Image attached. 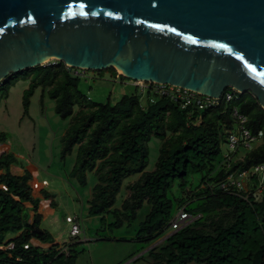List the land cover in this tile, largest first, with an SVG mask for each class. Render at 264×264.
I'll use <instances>...</instances> for the list:
<instances>
[{
    "label": "trees",
    "instance_id": "1",
    "mask_svg": "<svg viewBox=\"0 0 264 264\" xmlns=\"http://www.w3.org/2000/svg\"><path fill=\"white\" fill-rule=\"evenodd\" d=\"M107 71L121 82L127 80L117 77L113 69ZM102 72L96 73L101 76ZM80 78L52 61L10 75L0 85V97L5 98L17 80L29 81L23 92L25 114L30 98L40 88V103L46 92L54 101L56 115L70 119L60 139V158L77 147L70 177L85 187L86 174L95 175L98 183L87 201V216L103 222L98 231L130 226L145 205L134 238L144 250L165 234L176 213L183 210L192 221L147 250L146 264H264V192L248 194L245 199L247 193L220 188L229 174L264 163V110L256 99L249 93H235L230 103L220 101L216 107L181 108L169 96L154 94L151 89L141 92L128 80L134 88L132 94L123 95L114 104H96L80 91ZM143 93L144 104L140 100ZM75 106L78 111L74 114ZM233 109L246 117L245 128L252 135L261 132L262 137L259 145L235 155L225 169L224 155L222 161L217 158L221 144L234 130ZM151 137L161 144L154 170L145 172ZM4 143L1 134L0 144ZM11 164V156L0 157V171H5L0 173V264H74L79 252L71 244L66 245V254H59L56 247L42 250L31 245L32 239L44 243L52 239L39 229L37 200L28 177L11 175ZM134 175L139 178L125 187L126 198L120 208H114L123 181ZM194 177L199 181L192 189L188 184ZM254 184L256 181L250 184L253 189ZM175 187L179 196L173 193ZM26 204L31 206L32 217ZM105 216L111 222H106ZM10 242L14 249L5 251L3 247Z\"/></svg>",
    "mask_w": 264,
    "mask_h": 264
},
{
    "label": "water",
    "instance_id": "2",
    "mask_svg": "<svg viewBox=\"0 0 264 264\" xmlns=\"http://www.w3.org/2000/svg\"><path fill=\"white\" fill-rule=\"evenodd\" d=\"M51 61L264 110V0H0V85Z\"/></svg>",
    "mask_w": 264,
    "mask_h": 264
},
{
    "label": "rangeland",
    "instance_id": "3",
    "mask_svg": "<svg viewBox=\"0 0 264 264\" xmlns=\"http://www.w3.org/2000/svg\"><path fill=\"white\" fill-rule=\"evenodd\" d=\"M116 74L119 75V72ZM84 75L80 78L79 89L92 103L109 102L114 104L123 95L134 92V88L128 80L121 82L108 71L102 72L101 76L93 71H86ZM29 84V81L19 79L10 85L5 98L0 97V135L3 134L4 145L10 146L14 152L11 155L14 162L12 161L9 172L16 176H27L31 180L30 185L34 197H39L38 192L42 182L54 188L52 189L56 193L54 196L57 195V192L61 193L60 200L67 203L68 210L74 217H77L84 230V234H81L78 239H70V227L65 223V213L57 209L58 222L55 234H61V238L67 242L66 245L71 244V248L79 252L74 264H146L149 260L146 257V251L155 244L161 243L173 231L169 227L155 244L142 250V244L136 243L134 238L138 225L143 219L145 205L137 212L136 220L130 226L124 224L121 228L112 230L106 228L98 231L103 227V222L98 217L87 216V201L92 197L98 183L95 175L90 172L86 174L85 187H81L75 179L70 177L77 147H74L69 156L64 159L60 158V139L68 128L70 119L62 120L56 115L54 101L47 96L46 92L40 103L42 96L40 88L36 89L30 98L29 108L25 114L22 105L23 92L29 88ZM140 100L143 104L145 103L146 95L144 93ZM77 111L78 107L75 106L74 114ZM160 144L161 142L156 137H151L147 142L148 162L145 172L154 170ZM238 150L240 153H244V148L239 147ZM227 152H229V148L225 140L221 144V153L217 161L219 162ZM23 161H25L27 169H23L26 166ZM29 171L30 175H28ZM138 178L139 175H134L123 181L114 208H120L122 201L127 196L125 187ZM41 179H43L42 182H40ZM198 181V177L192 178L188 187L192 186L193 189ZM173 193L177 196L180 195L177 187ZM105 221L109 223L111 218L106 217ZM48 226L49 223L44 228H48ZM97 234L107 239L99 240ZM72 244L76 245L72 247Z\"/></svg>",
    "mask_w": 264,
    "mask_h": 264
},
{
    "label": "built area",
    "instance_id": "4",
    "mask_svg": "<svg viewBox=\"0 0 264 264\" xmlns=\"http://www.w3.org/2000/svg\"><path fill=\"white\" fill-rule=\"evenodd\" d=\"M65 67L70 72V74L73 75V77L85 76L84 73H86V71L84 70L72 69L67 66ZM119 76L120 75L117 74V77ZM131 84L133 86L139 87L141 92H145L148 89H151L154 94L161 96H169L174 102L180 103L181 108H186L188 106L194 105L199 110L216 107L220 101L230 103L234 99V94L236 93L233 90H226L222 93L221 99L217 100L208 97H203L194 92H190L188 90L168 85H156L135 81H132ZM149 101L152 102V98H150ZM231 115L234 118V130L228 135L227 138L229 152L224 154L222 161V165L225 169L229 168L230 163L234 160L235 155L241 154L238 150L239 147L244 148V152L250 151L253 147H256L260 144L262 137L261 132H257L256 134L252 135L250 131L245 128V123L247 122L246 117L239 114L236 109L232 110ZM254 181H256V184H254L256 185L255 189L250 186V184H253ZM40 186H46V183L42 182ZM220 188H234L236 192L241 191L247 193V195L244 197L245 199L247 198L248 194L260 195L264 192V163L257 164L249 169H245L240 172L237 171L229 174L226 177L225 181L221 183ZM191 221L192 219L190 215L181 210L171 220L170 228L173 232H175L181 229L182 227L186 226ZM69 227V237L72 240H76L81 234H84L83 227L78 219H73ZM3 249L5 251L13 250L14 244L10 242L6 244ZM57 250L59 254L67 253L66 247H61ZM14 260L19 261V258L14 257Z\"/></svg>",
    "mask_w": 264,
    "mask_h": 264
},
{
    "label": "crops",
    "instance_id": "5",
    "mask_svg": "<svg viewBox=\"0 0 264 264\" xmlns=\"http://www.w3.org/2000/svg\"><path fill=\"white\" fill-rule=\"evenodd\" d=\"M12 153H14V152L11 150L10 146L0 144V157L2 155L11 156ZM12 161L14 162L13 158H12ZM23 163H24V165H26L25 161H23ZM10 166H9V169H10ZM9 169H8V172H9ZM23 169H27V165ZM4 172L5 171H3V170L0 171L1 174H3ZM30 174H31V172L29 171L28 175H30ZM42 181H43V179H41L40 182H42ZM30 182H31V180H29V178H28V185L31 184ZM52 189H54V188H51L48 185L40 186V190L38 192L39 197L33 196L37 200L36 214H38L40 216L39 229L41 231L47 232L51 236V239H52L51 243H44V242H40V241L35 240V239H32L30 241L31 245H33L36 248L42 249V250L48 249L50 247H56V249L61 248V247H66L67 242H65V240L61 238V236H60L61 234H55L57 222H58L57 211L59 209L65 213V223L67 225L70 226L72 220L77 219V217L76 216L74 217L73 214H71L70 211L68 210L67 203L64 202L63 200H60L61 193L57 192V195L54 196V194H56V193ZM56 201L58 202V204ZM25 206H26V209L28 210L29 216L32 217L34 215V213L31 211V206L28 204H26ZM47 223H49L48 228H44L47 225Z\"/></svg>",
    "mask_w": 264,
    "mask_h": 264
},
{
    "label": "bare ground",
    "instance_id": "6",
    "mask_svg": "<svg viewBox=\"0 0 264 264\" xmlns=\"http://www.w3.org/2000/svg\"><path fill=\"white\" fill-rule=\"evenodd\" d=\"M119 72V75H122V72L121 71H118Z\"/></svg>",
    "mask_w": 264,
    "mask_h": 264
},
{
    "label": "clouds",
    "instance_id": "7",
    "mask_svg": "<svg viewBox=\"0 0 264 264\" xmlns=\"http://www.w3.org/2000/svg\"><path fill=\"white\" fill-rule=\"evenodd\" d=\"M67 249V248H66Z\"/></svg>",
    "mask_w": 264,
    "mask_h": 264
}]
</instances>
